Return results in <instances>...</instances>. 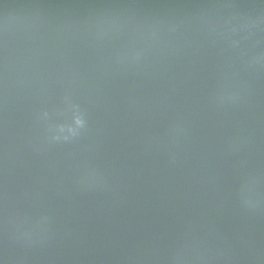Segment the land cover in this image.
<instances>
[{
    "label": "water",
    "instance_id": "1",
    "mask_svg": "<svg viewBox=\"0 0 264 264\" xmlns=\"http://www.w3.org/2000/svg\"><path fill=\"white\" fill-rule=\"evenodd\" d=\"M0 264H264V0H0Z\"/></svg>",
    "mask_w": 264,
    "mask_h": 264
}]
</instances>
